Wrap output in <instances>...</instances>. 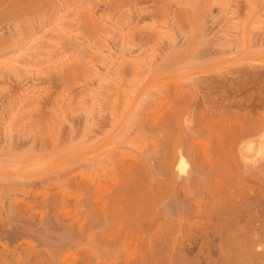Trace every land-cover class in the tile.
<instances>
[{"label": "rangeland", "instance_id": "1", "mask_svg": "<svg viewBox=\"0 0 264 264\" xmlns=\"http://www.w3.org/2000/svg\"><path fill=\"white\" fill-rule=\"evenodd\" d=\"M245 118L263 132L264 0H0V250L68 234L54 264L84 263L92 201L181 152L216 166Z\"/></svg>", "mask_w": 264, "mask_h": 264}, {"label": "bare ground", "instance_id": "2", "mask_svg": "<svg viewBox=\"0 0 264 264\" xmlns=\"http://www.w3.org/2000/svg\"><path fill=\"white\" fill-rule=\"evenodd\" d=\"M245 119L225 126V138L213 152L223 153L215 154L216 166L188 164L181 152L175 164L160 167L170 180L126 179L114 194L92 201L89 221L83 218L90 222L91 245L81 227L88 235L81 234L80 241L88 238V245L82 249L84 263L77 264H264V127L256 132L252 119ZM71 237L76 242L65 238L63 250L50 240L36 245L8 240L0 264H54L57 253L78 243ZM196 241L205 242L207 251Z\"/></svg>", "mask_w": 264, "mask_h": 264}]
</instances>
